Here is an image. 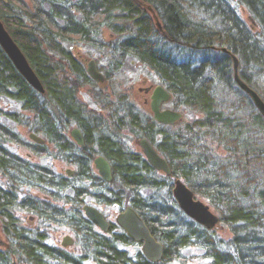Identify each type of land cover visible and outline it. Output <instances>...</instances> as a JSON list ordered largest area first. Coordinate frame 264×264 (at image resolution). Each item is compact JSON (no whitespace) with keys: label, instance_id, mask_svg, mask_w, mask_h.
<instances>
[{"label":"trees","instance_id":"trees-1","mask_svg":"<svg viewBox=\"0 0 264 264\" xmlns=\"http://www.w3.org/2000/svg\"><path fill=\"white\" fill-rule=\"evenodd\" d=\"M0 21L44 89L33 88L0 46V99L20 102L27 113L0 107V119L44 139L35 144L0 120V264H185L184 251L194 249L205 264H264V119L235 83L232 63L234 55L238 74L264 101V0H0ZM104 30L117 39L106 42ZM165 41L211 54L196 65L179 61ZM67 42L107 56L99 69L108 80L125 58H136L160 78L175 110L189 109L198 118L163 125L123 94L111 101ZM84 86L94 88L99 111L79 98ZM71 126L83 134L84 148L66 133ZM126 137L138 146L147 139L170 175L157 172ZM8 144L37 157L52 148L74 173L59 174ZM97 155L111 165L112 181L98 176ZM175 179L208 200L230 229L227 244L180 210L171 193ZM87 198L101 208L132 206L163 244L162 260L125 249L140 243L114 223L107 233L96 229L84 216ZM21 211L37 225L26 226ZM65 227L77 241L76 253L48 242L50 230Z\"/></svg>","mask_w":264,"mask_h":264},{"label":"water","instance_id":"water-1","mask_svg":"<svg viewBox=\"0 0 264 264\" xmlns=\"http://www.w3.org/2000/svg\"><path fill=\"white\" fill-rule=\"evenodd\" d=\"M0 46L4 52H6L11 63L15 66L17 71L30 83L33 88L40 93L44 92L42 84L40 83L37 74L32 70L26 56L21 52L17 43L12 39L9 32L6 30L4 23L0 21ZM225 52V49H222ZM85 61V60H84ZM233 74L234 81L246 94H248L253 105L263 116L264 119V101L256 91L249 87L238 74V61L237 58L232 55ZM89 78L94 80L98 84L105 82L104 75L99 69L94 59H89L86 62V69ZM150 110L152 112L153 120L166 125L175 124L182 120V113L179 110H173L166 108L160 109L161 104L170 100V93L161 85H155L154 90L150 96ZM70 136L79 147H84L83 134L77 127H73L70 131ZM30 139L36 144H42L44 139L41 136H37L34 133H30ZM139 146L141 148L144 157L150 165L158 172L170 175V167L168 162L156 152L153 145L147 141V139H140ZM93 165L97 171V174L107 182L112 181L111 165L103 156H96L93 159ZM66 173L70 176L73 174L72 170L66 169ZM171 193L178 204L180 210L184 212L189 218L193 219L196 223L206 227L207 229H213L218 223V215L211 211L209 205L204 203L200 199L196 198L194 193L188 188V186L182 181V179H175L173 181ZM84 215L91 220L93 225L100 229L102 232H107L109 226L108 221L104 218L103 213L91 205L85 204L82 207ZM115 222L117 226L122 228L128 238L136 242H141V251L146 259L150 262H159L162 260V254L164 251L163 244L160 243L153 235L149 228L145 225L143 219L138 216L132 206H126L122 211L118 212L115 216ZM63 246L70 244L71 237L65 235L63 238Z\"/></svg>","mask_w":264,"mask_h":264},{"label":"rangeland","instance_id":"rangeland-1","mask_svg":"<svg viewBox=\"0 0 264 264\" xmlns=\"http://www.w3.org/2000/svg\"><path fill=\"white\" fill-rule=\"evenodd\" d=\"M237 10L240 16L244 20H246L247 12H245V10L242 9L241 7H237ZM114 36L115 35L111 31L108 32L107 30H104V32L102 33V37L105 39L106 42H109L108 40L111 41L112 38H114ZM116 39L117 37L114 40ZM164 45H166L165 48L168 49L171 55L175 56L177 60L179 61L189 60L195 65L203 57L211 54L209 50H207L206 53H202V51L200 50L194 51L190 49L189 47L183 48L182 46H179V45L176 46L175 44L173 45L169 44L166 41ZM65 46L70 47L73 50L75 56L81 61H84V60L89 61L90 58L94 59L97 63L98 69L100 65L101 66L107 65V62H108L107 56H105L100 50L96 48H93L89 45L87 46L82 42H77V43L67 42ZM109 54L110 53L106 55H109ZM105 80H106L105 84L99 87L101 88V91H103V93L110 96L109 98H111V101L115 99L116 97L114 96L115 94H120V95L123 94L127 102L129 103L133 102L134 104H136L137 108L142 111L144 110L149 111L148 103H145V98L147 97V95L145 94L143 87H147L149 85L153 87L155 85H161L163 87L160 78L154 72H152L148 67H145L143 64H141L134 57L125 58V61L121 65V71L115 72L111 76L110 80L108 79H105ZM139 88H141V90ZM93 89L94 88L84 86L83 88L79 90L80 92L79 98L83 102H86L89 108H95L99 111L100 106L96 104V102L93 100V93L91 91ZM114 101L117 102L118 100L115 99ZM117 105H120V104L117 103ZM0 107L4 111L7 110V111H12V112H19L24 115H27V113H25L24 110L22 109V105L20 104V102L15 101L8 97H2L0 99ZM163 107L173 108L174 102L172 98L169 101H166ZM178 110L182 113L183 120L181 121L183 122L194 121V119L198 118L199 116V115H195L189 109L179 108ZM0 120L2 123H4L5 125L7 124L9 127L14 129L17 133H19L21 137H23L26 140L28 139L30 140V137L28 136L30 133H33V132H31L29 128H27L26 126H22L18 123L16 124L14 121L10 120L7 117L6 118L2 117ZM71 127L69 129H71ZM68 131L69 130L66 131L67 134H69L70 132ZM127 143L132 149H135V148L140 149L138 144L136 145V142H133V140H131L129 137L127 138ZM8 147L11 148L18 155L20 154L24 158H28V159H31L33 162L42 163L49 167H52L54 171L59 174L64 173L66 169L72 170V168H74V166L68 165L63 160H59L53 157L52 148H50L49 156L37 157L33 155L30 151L26 150L25 148L19 145L17 146L14 144H8ZM146 193L147 191H144V194ZM197 198L203 201L204 203H207L210 206L211 211L216 213L214 208L210 205V203H208L207 199H205L204 197H200V196H198ZM87 203L93 204V199L87 198ZM102 211L105 215V218H107L111 223L115 224V215L117 214L119 209L114 206H108V207H105ZM20 219L26 226L28 225L36 226L37 225V221L34 220L35 218H33L31 214L25 211H21ZM211 230L213 231V234L216 235L220 239V241L222 242V245L227 244L229 239L232 237L230 229L226 224H221L220 222H218L217 225L214 226V228ZM50 231L51 232H50V237L48 239V242H50L51 244L61 246L62 238L65 235H69L72 238L73 244L68 246L66 249L74 253H76V251L79 249V246L76 243L77 241H75L73 233L69 231L66 227L65 228H54ZM3 241H4V235L0 231V248L4 246ZM124 248L128 249L129 252H133L134 250H138V249L140 250L141 243L139 246L129 245V247L127 246ZM184 255L186 257L185 264H205L206 263V259L203 258L202 252L199 249L185 250ZM174 264H179V263L176 261L174 262Z\"/></svg>","mask_w":264,"mask_h":264},{"label":"flooded vegetation","instance_id":"flooded-vegetation-1","mask_svg":"<svg viewBox=\"0 0 264 264\" xmlns=\"http://www.w3.org/2000/svg\"><path fill=\"white\" fill-rule=\"evenodd\" d=\"M83 63H84V65H85V67H86V62L87 61H82ZM97 64V63H96ZM97 69H98V66H97ZM102 72V71H101ZM103 73V72H102ZM104 75V74H103ZM104 80H105V76H104ZM94 81V80H93ZM95 82V81H94ZM105 82H106V80H105ZM105 82L103 83V84H98V83H96V84H98V86H103L104 84H105ZM140 90H141V88H139ZM143 90H144V92H145V94L147 95V97L145 98V103H148V109H149V112H150V114L152 115V112H151V110H150V102H151V99H150V96H151V94H152V92H153V90H154V87L153 86H151V85H149V86H147V87H143ZM169 101V100H168ZM165 103H163V104H161V106H160V109H162V110H165L166 108H164L163 107V105H164ZM169 109H173L174 110V108H169ZM78 128V127H77ZM69 135H70V132H69ZM44 143V142H43ZM42 143V144H43ZM36 144V143H35ZM40 144V143H39ZM76 144V143H75ZM85 147V146H84ZM84 147H82V148H84ZM81 148V147H80ZM81 148V149H82ZM139 148H140V146H139ZM140 150H141V148H140ZM142 152V151H141ZM97 156H101V155H97ZM96 157V156H95ZM94 157V158H95ZM72 171H73V173H74V168H72ZM67 176H69L67 173H66V170H65V172H64ZM73 175V174H72ZM72 175H70V176H72ZM69 176V177H70ZM85 204H88V205H91V206H93V207H95V208H98L102 213H103V209L104 208H101L100 206H95L94 204H89V203H85ZM84 206V205H83ZM121 210H119L118 212H120ZM117 212V213H118ZM103 215H104V213H103ZM117 215V214H116ZM115 215V216H116ZM104 218H105V215H104ZM116 219V218H115ZM31 220V219H30ZM106 221H108V224L110 225V221L106 218ZM115 224H116V222H115ZM116 226H117V224H116ZM117 227H119V226H117ZM96 228V227H95ZM108 228H109V226H108ZM107 228V229H108ZM120 228V227H119ZM96 229H98V228H96ZM122 229V228H121ZM98 230H100V229H98ZM109 230V229H108ZM108 230H107V232H108ZM101 231V230H100ZM102 232V231H101ZM107 232H102V233H107ZM65 237V236H64ZM63 237V238H64ZM63 238H62V241H63ZM61 241V242H62ZM71 241H72V238H71ZM73 244V241L70 243V244H68V245H65V246H63V242L61 243V246H59V247H62L63 249H65L66 250V248L68 247V246H70V245H72Z\"/></svg>","mask_w":264,"mask_h":264}]
</instances>
